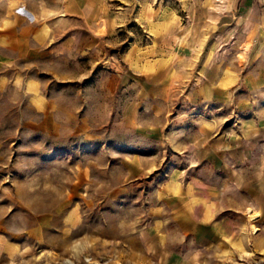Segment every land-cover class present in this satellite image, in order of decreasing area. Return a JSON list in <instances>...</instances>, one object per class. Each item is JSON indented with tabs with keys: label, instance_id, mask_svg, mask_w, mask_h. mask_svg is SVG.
Listing matches in <instances>:
<instances>
[{
	"label": "rangeland",
	"instance_id": "1",
	"mask_svg": "<svg viewBox=\"0 0 264 264\" xmlns=\"http://www.w3.org/2000/svg\"><path fill=\"white\" fill-rule=\"evenodd\" d=\"M103 1L96 35L86 9L0 49V264H264V188L202 153L264 110L217 87L234 43L203 41L206 0Z\"/></svg>",
	"mask_w": 264,
	"mask_h": 264
},
{
	"label": "crops",
	"instance_id": "2",
	"mask_svg": "<svg viewBox=\"0 0 264 264\" xmlns=\"http://www.w3.org/2000/svg\"><path fill=\"white\" fill-rule=\"evenodd\" d=\"M102 6H106L103 0H0V49L18 51V44L48 42L49 26L43 23L44 19L55 14L80 19L86 17V9L93 12L91 24L95 23L93 33L96 35L98 28L103 30L108 27L107 23L105 27L96 24L97 12L103 10ZM199 7L205 12L200 16L204 26L212 31L205 34L203 41L207 44L233 42L235 58L239 61L230 67L224 64L219 66L218 73L222 76L217 80L218 89L235 87L244 75V83L241 84L248 85L256 93L253 105L264 108V99L260 98L264 93V0H206ZM154 15L162 17L161 10L157 13L155 11ZM158 20L161 22V19ZM153 26L154 35L160 33V25L155 22ZM31 49L35 50L33 46H29L28 51ZM208 53L209 47L206 55L214 57L213 53ZM244 56H247L250 63L242 68L240 59ZM210 95L204 93L203 96L209 98ZM262 111V114L251 117V124L240 134L224 135L216 139L208 137L202 144V153L209 160L207 165L211 164L213 169L217 167V171L218 166H222L225 172L226 177L221 179V184L232 186L235 189L233 191L238 193L245 187L250 191L248 195L251 197L253 194L257 195L251 188H264V110ZM215 155L218 156V162L209 157ZM261 193L264 194V191Z\"/></svg>",
	"mask_w": 264,
	"mask_h": 264
},
{
	"label": "bare ground",
	"instance_id": "3",
	"mask_svg": "<svg viewBox=\"0 0 264 264\" xmlns=\"http://www.w3.org/2000/svg\"><path fill=\"white\" fill-rule=\"evenodd\" d=\"M253 217H255L256 215H252Z\"/></svg>",
	"mask_w": 264,
	"mask_h": 264
}]
</instances>
